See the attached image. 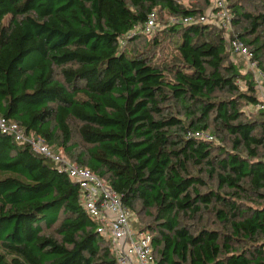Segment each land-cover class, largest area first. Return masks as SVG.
<instances>
[{
    "label": "trees",
    "instance_id": "trees-1",
    "mask_svg": "<svg viewBox=\"0 0 264 264\" xmlns=\"http://www.w3.org/2000/svg\"><path fill=\"white\" fill-rule=\"evenodd\" d=\"M233 1L231 37L264 72V14ZM158 10L176 18L171 64L129 34ZM204 12L182 0H0V115L105 179L136 215L153 211L142 229L156 264H264V102L223 31L179 21ZM212 127L224 144L195 137H216ZM191 168L218 191L202 192ZM210 208L222 230L183 223ZM56 225L58 237L45 233ZM97 227L66 171L0 132V264H118Z\"/></svg>",
    "mask_w": 264,
    "mask_h": 264
},
{
    "label": "built area",
    "instance_id": "built-area-1",
    "mask_svg": "<svg viewBox=\"0 0 264 264\" xmlns=\"http://www.w3.org/2000/svg\"><path fill=\"white\" fill-rule=\"evenodd\" d=\"M182 19L184 25L205 24L223 31L228 51L249 61L251 68L258 73L260 84L264 86V72L254 60V53L241 40L231 37L233 16L228 0H214L210 9L203 14ZM158 28H160L158 16L153 12L144 24L136 26L129 34L151 35ZM125 42L123 40L122 46ZM259 108L264 109V103ZM0 132L13 137L19 143L29 144L36 152L54 162L60 170L66 171L70 179L78 184L81 204L97 223V232L110 242L111 253L118 264H156L150 233L135 229V212L123 203L122 195L105 179L91 169L67 160L61 152L47 145L42 139H38L34 134H27L17 122L1 115ZM195 137L209 141L216 140V137L205 132H196Z\"/></svg>",
    "mask_w": 264,
    "mask_h": 264
},
{
    "label": "rangeland",
    "instance_id": "rangeland-1",
    "mask_svg": "<svg viewBox=\"0 0 264 264\" xmlns=\"http://www.w3.org/2000/svg\"><path fill=\"white\" fill-rule=\"evenodd\" d=\"M183 3L187 6L191 7H198V8H204L205 11L210 9L211 3L214 2V0H209V3L207 4L206 0H182ZM242 1V4L244 5L247 12L252 13L254 16H258L261 14H264V3L262 0H234L233 2ZM208 5V7L206 6ZM158 21L160 23V28H158L153 34L151 35H143L142 38L135 44L136 49L141 52L145 53L149 57H153L157 62L163 63V64H171L175 60L176 55L178 54L177 50L175 49L176 45L174 43V38L171 37L168 33V26L169 24H172L176 22V18L169 14L167 11H159L158 10ZM182 18L179 20L182 22ZM234 32L237 33L236 28L234 27ZM219 33L217 31H214V35H218ZM158 39V44H155V40ZM123 43V40L121 41V45ZM151 43V44H150ZM230 62H233L237 64L241 68V72L244 73V75H249L254 80V82L257 84V91H258V97L260 100L264 102V86L260 84L258 73L256 70L251 68L250 62L244 59L243 57H240L236 54L230 55ZM239 85L243 91L247 90L246 87V81L241 80L239 82ZM165 114L167 113H174L176 115V106L172 103H168L164 106ZM243 111L248 118H254L257 115V110L255 107L252 106H246L243 108ZM210 132L216 135L215 144H222V137L219 136L216 133L215 127H212L210 129ZM74 143H76L80 150H83L86 145L82 141L81 138L75 137ZM224 144V142H223ZM229 149L231 148V142L228 141L227 144H225ZM67 157V158H66ZM66 159H68V156L66 155ZM72 160V159H71ZM73 161V160H72ZM191 173L201 176L204 181L207 183L206 187H200V190L202 192H208L210 189L218 191V182L216 178H210L207 173H199V169L191 168ZM210 208L209 211H205L201 214V218L197 220H189L187 218H183V223L186 225H191L194 227L198 226H205L209 229H219L222 230L223 227L218 224L217 217L215 215V212L211 211ZM155 213L153 211H149L144 209L140 204L137 205V215L136 220L134 221V227L135 229L142 230V231H148L144 228H149V226L153 225L155 223L154 220ZM56 227H53L52 229L46 230L45 233L47 235H52L55 237H58ZM150 233V231H148ZM156 236V232H153ZM151 235V233H150ZM152 237V235H151Z\"/></svg>",
    "mask_w": 264,
    "mask_h": 264
}]
</instances>
